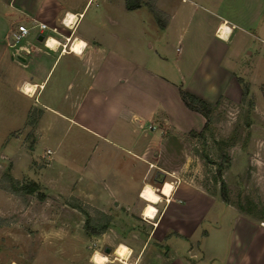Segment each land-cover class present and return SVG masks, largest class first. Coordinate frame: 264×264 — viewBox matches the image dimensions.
Listing matches in <instances>:
<instances>
[{
	"label": "crops",
	"instance_id": "1",
	"mask_svg": "<svg viewBox=\"0 0 264 264\" xmlns=\"http://www.w3.org/2000/svg\"><path fill=\"white\" fill-rule=\"evenodd\" d=\"M68 13L69 27L61 22ZM263 13L264 0H139L133 9L124 0H0V172L131 219L102 232L131 234L122 240L126 261L109 264H264V215L249 216L179 172L206 122L179 89L213 109L240 102L248 83V138L229 147L222 177L229 187L254 185L264 208ZM34 22L48 29L10 42L18 24ZM157 171L162 183L174 180L147 218L139 192Z\"/></svg>",
	"mask_w": 264,
	"mask_h": 264
},
{
	"label": "rangeland",
	"instance_id": "2",
	"mask_svg": "<svg viewBox=\"0 0 264 264\" xmlns=\"http://www.w3.org/2000/svg\"><path fill=\"white\" fill-rule=\"evenodd\" d=\"M261 20L264 24V13ZM252 50L250 43L247 51ZM241 90L240 102L224 100L210 110L203 130L188 140V166L179 172L185 183L220 197L223 191L222 200L249 216L261 217L264 208L256 187L247 181L229 187L222 177L229 147L244 146L248 138L243 124L250 118L254 96L248 83H242ZM64 141L67 138L61 140V149ZM165 180L172 182L174 178L166 175ZM150 182L159 188L153 178ZM29 183L13 178L7 170L0 172V264H93L90 259L94 251L106 255L109 264L116 242L131 237L126 232L102 235L113 222L127 226L126 222L132 221L111 217V207L99 210L80 197L64 194L62 187L42 189L36 184L27 194L21 188ZM105 247L110 253L104 252Z\"/></svg>",
	"mask_w": 264,
	"mask_h": 264
},
{
	"label": "bare ground",
	"instance_id": "3",
	"mask_svg": "<svg viewBox=\"0 0 264 264\" xmlns=\"http://www.w3.org/2000/svg\"><path fill=\"white\" fill-rule=\"evenodd\" d=\"M72 19H74V16L71 13H68L65 17L64 22L67 24H71L73 21ZM217 33L221 37L225 36L226 25L224 23L220 25V29L217 31ZM48 41H49V46L50 45L55 46L57 44L56 41L52 40L51 38H49L47 42ZM80 45H82V43L79 41V39H76L75 43L71 45L70 50L74 52L78 51ZM22 89L26 93H30L33 87L26 84L23 86ZM171 189H172V183L169 181H165L162 183L161 187L158 189V192L159 194L162 193L163 195L168 196ZM158 192L149 183H145L140 189L139 196L145 201L144 207L142 209V214L147 218H152L156 211V208L154 207V205L160 201V196ZM129 252H130L129 248L125 244L119 242L115 245V247L112 250V255H113L112 258L113 260L120 261L123 263V261L125 262L127 257L129 256ZM90 261L94 264H105L108 261V258L106 255L101 254L98 251H94L91 256Z\"/></svg>",
	"mask_w": 264,
	"mask_h": 264
},
{
	"label": "trees",
	"instance_id": "4",
	"mask_svg": "<svg viewBox=\"0 0 264 264\" xmlns=\"http://www.w3.org/2000/svg\"><path fill=\"white\" fill-rule=\"evenodd\" d=\"M124 1H125V7L127 9H133L139 6V0H124ZM155 16H156L158 24L161 26L162 22H160L159 17L157 16V13H155ZM179 95H180L182 102L188 109L199 112L207 120V116L211 110V107L207 103H205L198 97L182 89H179ZM205 125H206V122H205ZM35 188H36V184L33 182H30L28 186L22 187L21 189H24L25 192L29 194V193H32ZM221 197L222 199L225 197L223 191H221Z\"/></svg>",
	"mask_w": 264,
	"mask_h": 264
},
{
	"label": "built area",
	"instance_id": "5",
	"mask_svg": "<svg viewBox=\"0 0 264 264\" xmlns=\"http://www.w3.org/2000/svg\"><path fill=\"white\" fill-rule=\"evenodd\" d=\"M91 0H89V2H90ZM66 15L67 14H65L64 16H63V18H62V20H61V22L64 24V25H66V26H70V25H72V23L71 24H67V23H65L64 22V20H65V17H66ZM73 22V21H72ZM31 28H37V29H39L40 31L41 30H46V29H48V27H47V25L46 24H44V23H41V22H34V23H32L30 26H26L25 24H18L16 27H15V29L12 31V32H10L9 33V40H10V42L12 43V44H18V43H20L29 33H30V30H31ZM42 34V33H41ZM42 37H43V35H42ZM46 40H48L49 38L48 37H46L45 38ZM46 40H45V42H46ZM64 48H65V45H64V47L62 48V50H64ZM69 49L71 48V47H68Z\"/></svg>",
	"mask_w": 264,
	"mask_h": 264
},
{
	"label": "water",
	"instance_id": "6",
	"mask_svg": "<svg viewBox=\"0 0 264 264\" xmlns=\"http://www.w3.org/2000/svg\"><path fill=\"white\" fill-rule=\"evenodd\" d=\"M38 39L41 40L42 39V35H39ZM163 179H164V173L161 172V171H157L156 174H155V177H154V181L158 182V183H162ZM104 252L110 253V248L109 247H105L104 248Z\"/></svg>",
	"mask_w": 264,
	"mask_h": 264
}]
</instances>
